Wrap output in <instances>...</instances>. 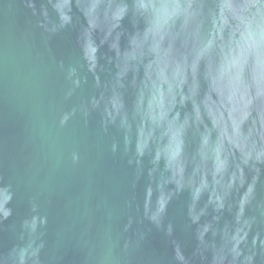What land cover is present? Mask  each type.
<instances>
[{"label": "water", "instance_id": "obj_1", "mask_svg": "<svg viewBox=\"0 0 264 264\" xmlns=\"http://www.w3.org/2000/svg\"><path fill=\"white\" fill-rule=\"evenodd\" d=\"M0 264H264V0H0Z\"/></svg>", "mask_w": 264, "mask_h": 264}]
</instances>
